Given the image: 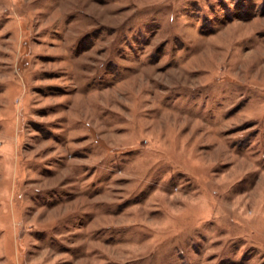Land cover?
Returning a JSON list of instances; mask_svg holds the SVG:
<instances>
[{
  "label": "rangeland",
  "instance_id": "1",
  "mask_svg": "<svg viewBox=\"0 0 264 264\" xmlns=\"http://www.w3.org/2000/svg\"><path fill=\"white\" fill-rule=\"evenodd\" d=\"M0 264H264V0H0Z\"/></svg>",
  "mask_w": 264,
  "mask_h": 264
}]
</instances>
